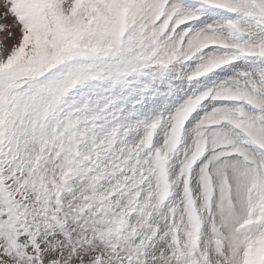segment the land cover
<instances>
[{"label":"snow or ice","instance_id":"6c2138e0","mask_svg":"<svg viewBox=\"0 0 264 264\" xmlns=\"http://www.w3.org/2000/svg\"><path fill=\"white\" fill-rule=\"evenodd\" d=\"M0 264H264V0H0Z\"/></svg>","mask_w":264,"mask_h":264},{"label":"rangeland","instance_id":"374dc122","mask_svg":"<svg viewBox=\"0 0 264 264\" xmlns=\"http://www.w3.org/2000/svg\"><path fill=\"white\" fill-rule=\"evenodd\" d=\"M6 23H11V20L9 19L8 21H6Z\"/></svg>","mask_w":264,"mask_h":264}]
</instances>
